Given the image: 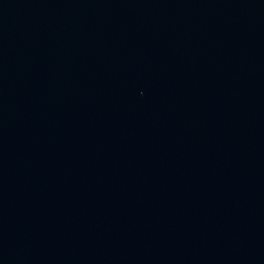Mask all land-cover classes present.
<instances>
[{
  "label": "water",
  "instance_id": "1",
  "mask_svg": "<svg viewBox=\"0 0 264 264\" xmlns=\"http://www.w3.org/2000/svg\"><path fill=\"white\" fill-rule=\"evenodd\" d=\"M0 264H264V0H0Z\"/></svg>",
  "mask_w": 264,
  "mask_h": 264
}]
</instances>
